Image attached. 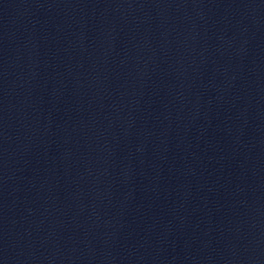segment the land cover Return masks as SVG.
<instances>
[{
	"label": "water",
	"instance_id": "1",
	"mask_svg": "<svg viewBox=\"0 0 264 264\" xmlns=\"http://www.w3.org/2000/svg\"><path fill=\"white\" fill-rule=\"evenodd\" d=\"M0 264H264V0L4 167Z\"/></svg>",
	"mask_w": 264,
	"mask_h": 264
}]
</instances>
